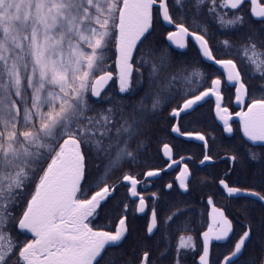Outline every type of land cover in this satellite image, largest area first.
Listing matches in <instances>:
<instances>
[{"label": "snow or ice", "instance_id": "obj_1", "mask_svg": "<svg viewBox=\"0 0 264 264\" xmlns=\"http://www.w3.org/2000/svg\"><path fill=\"white\" fill-rule=\"evenodd\" d=\"M249 23L261 27L245 32ZM157 29L164 39H153ZM232 32L243 33L236 43H213ZM189 38L220 75L175 58L171 46L184 49ZM226 86L234 89L227 96ZM210 98L224 133L238 122L255 170L247 183H232L240 149L226 154L225 177L199 181L216 185L202 200L203 230L173 243L172 225L191 210L171 203L161 215L160 194L146 198L140 186L176 165L166 189L192 191L191 157L174 159L176 145L164 142L167 168L134 167L165 108L169 135L201 142L199 163L213 164L209 137L181 123ZM256 147L264 152V0H0V264H154L149 238L157 233L167 241L160 256L173 253L172 264L194 251L196 264H214V241L231 244L215 264H242L248 245L264 239V156ZM218 195L243 201L241 214L233 217ZM149 200L144 238L126 249L130 207L146 213ZM243 264H264V248Z\"/></svg>", "mask_w": 264, "mask_h": 264}, {"label": "flooded vegetation", "instance_id": "obj_2", "mask_svg": "<svg viewBox=\"0 0 264 264\" xmlns=\"http://www.w3.org/2000/svg\"><path fill=\"white\" fill-rule=\"evenodd\" d=\"M246 13H247V9H245V19L247 20L248 17L246 15ZM252 20L255 21V18H252ZM249 24L251 27H253L252 30H256V29H259L261 27V25H259L258 23H249ZM169 28L171 29L170 26H169ZM171 30H173V29H171ZM233 34H234V32H232L230 35L218 33L216 36L217 37L216 42L219 40H223L225 38L232 40V38L234 37ZM189 42H191L190 38H189ZM216 42H214V44ZM173 46H175V45H173ZM201 60H202V58H201ZM206 64L212 65V64H210V62L203 61L202 67L203 68L206 67ZM210 67L214 71L213 72L214 76H212L213 78H216V76L220 75L221 70L219 69V66L212 65ZM222 79H223V77H222ZM230 90L234 91V89H230L228 86L225 87V95L226 96L229 94ZM233 100H234V98H233ZM232 110L238 111L239 108L236 107L235 104L233 103ZM196 111L200 114L207 113V112L211 111L213 116H214V120L216 121V123L220 127H222L221 122L218 121L215 117L214 98L208 99V101L206 103H203L202 106L197 108ZM182 116H183V114H182ZM233 129H234V132H233V134H234L236 132V130L238 129V122L235 120L233 121ZM233 134H229V135H233ZM175 139L183 140L185 143L193 142L197 146L191 145L192 147H195L197 150L202 149L201 142L196 141L194 139L189 140V139L184 138V137H179V138H175ZM254 149L258 150L260 148L256 147ZM245 153H246V151L244 152V155H245ZM256 153L258 156H264V152H262V150H261V152H256ZM217 154H218V152L212 154L215 158V162L213 164L206 163L204 165H201L199 163L200 159H202V156H200V157H195L193 155L192 156H184V157H191V159L187 161L191 170H192L193 166L196 167L195 173H198L197 177H196V183L198 184L196 189L199 192V196H202V199L199 201L200 203H197V202L190 203V201H188V200H187L188 203H176V204H184L190 210H191L190 204H194L196 207V210H191L187 216L180 217L172 225L171 234L173 236V240H172L173 243H175V237L179 234L192 235L194 237H198V233L203 230L204 226L201 223L202 218L200 216V213L203 211L202 200L207 193L216 191V185L215 184H209V185L205 186V185L200 184L199 181L202 179H205V178L210 179L211 177L224 178L225 173L230 168V164L225 162L223 159V157L225 155L218 156ZM174 159L179 160L180 157L175 158V153H174ZM254 164H256V162H250L245 156L242 160L240 159V164H239L236 172L230 174V176L228 178L231 180L232 183L237 184V185H242V184L247 183V178H248L250 172L255 170V168L253 167ZM195 167H194V170H195ZM165 168H167V166ZM192 172H193V170H192ZM177 175H179V167L174 165L173 168L167 169L166 172L161 173V175L159 177L151 178V180L148 182V185L146 187L141 185L140 190H141L142 194L146 198H148L151 196V193L157 192L156 184L153 183L154 181H156L157 178H164L165 180H167L168 183H172L175 180V177ZM168 180H170V181H168ZM168 183H166V185ZM161 190L165 194L167 192H172V191H174L175 193L183 192L182 190H180L178 188V185L175 186L173 190H168V189H166V187L165 188L161 187ZM125 191L126 190L123 188V190L120 192V197L118 199H121V197L123 195L125 197ZM183 193H185V192H183ZM188 193H190V192H188ZM188 193H185V194H188ZM217 202L221 205L227 206L229 212L231 213V215L233 217L239 216L241 214L239 204L243 203V201H239V202L229 201V200L223 199L221 196L218 195L217 196ZM169 204H171V203H166L165 201L161 202V200L158 202L157 207H158V210L160 211L161 215H163L164 212L167 211V207ZM151 206H152V202H151V200H149V209H146V213H137L134 211V206L130 207L129 223L131 225L132 232H131V236L128 239L127 244L125 245L126 249L130 250L131 248L135 247L137 242L144 238L148 217H150V214H151L150 213ZM255 214L258 215L259 213L256 212ZM185 226L188 227L189 229H191V231L186 232V233H178L177 232L178 228H182ZM161 232H164V229H161ZM166 242L167 241L162 237L161 233H157L155 236L149 238V243H150L151 248H152V259L154 261V264H172L173 255H174L173 253L170 252L167 256H164V257L160 256V251L163 250ZM197 246L199 248V239H197ZM230 247H231L230 243H225L222 241L221 242H215V241L213 242L212 260H213L214 264L218 259H222L224 254L228 253V250ZM262 248H264V239H261L260 236L258 235L252 241V243L248 245L247 251L243 254V256L240 257L242 264L244 261H247V260H250L253 258H258L261 254ZM197 260H198V256H197L196 252L195 251L190 252L185 256V258L183 260V264H196Z\"/></svg>", "mask_w": 264, "mask_h": 264}, {"label": "trees", "instance_id": "obj_3", "mask_svg": "<svg viewBox=\"0 0 264 264\" xmlns=\"http://www.w3.org/2000/svg\"><path fill=\"white\" fill-rule=\"evenodd\" d=\"M253 27L250 26V24H247L244 31L247 32L249 30H252ZM169 30H171L169 28ZM217 34L213 37V43L216 42ZM243 33L240 32H234L232 41L236 43L239 40V37ZM166 37V32H162L160 29H157V32L154 34L153 39L159 41L164 39ZM174 52V56L178 61H181L185 64L194 65L197 67H200L202 71L206 73V75L214 76L213 70L210 66L207 65L206 67H202L203 62L201 60V57L198 52L197 46L191 41L188 43V46L185 49H178L175 46H171ZM109 63H111V60H109ZM243 68V65H241ZM245 72H247V69H244ZM251 83L254 86H259L261 81L252 80ZM115 91V87L112 89ZM173 107L175 104L172 105ZM170 108H165L163 111H161L154 119L153 123V129H154V136L150 142V144L147 147L146 154L144 155L141 165L138 167H134V171L136 172H143L147 170L149 167H166L167 166V160L163 156L162 153V144L164 142H168L171 144L176 145V148L174 149L175 158H179L180 156H195L200 157L202 156V149L197 150L195 147H192L191 145H196L193 142L185 143L183 140L179 139H173V135H169L170 133V124L174 121L170 118ZM181 123L183 124L184 128H186L189 131H199L202 133H205L209 137V142L211 145V151L212 154L218 152V156L229 154L233 149L239 148V158L242 160L245 155L244 152L247 151L248 146L247 144H244L242 142V135L237 129L236 132L233 135H229L227 133H224L222 130V127H220L216 121L214 120V116L211 111L207 113L200 114L197 111H195L191 115H183L181 118ZM234 136V137H233ZM212 137L215 139L213 140ZM197 146V145H196ZM255 152H261V149H254ZM194 167H192L193 173L195 174V177H197L198 173H195L196 167L194 170ZM90 173L94 171V169L90 166ZM143 178L142 176L140 177ZM170 181V180H168ZM153 183L156 184L157 193L160 194L162 201H165L166 203H200L199 201L202 199V196H199V192L196 189L197 183L196 179L193 180V186L192 191L190 193L185 194L183 192H167L166 194L162 192L161 187L166 186L167 180L164 178H157L156 181ZM123 190V188H120L118 192V198L120 197V192ZM121 199H124V195L121 197ZM182 206L184 204H181ZM191 210H196V207L194 204H190ZM115 214H111V218L114 219ZM100 224H108L110 223L109 219H101L98 221Z\"/></svg>", "mask_w": 264, "mask_h": 264}, {"label": "rangeland", "instance_id": "obj_4", "mask_svg": "<svg viewBox=\"0 0 264 264\" xmlns=\"http://www.w3.org/2000/svg\"><path fill=\"white\" fill-rule=\"evenodd\" d=\"M160 200H161V202H162L163 199H160Z\"/></svg>", "mask_w": 264, "mask_h": 264}]
</instances>
